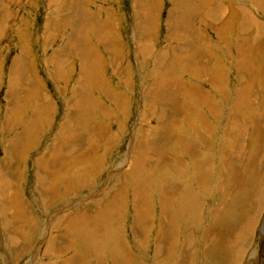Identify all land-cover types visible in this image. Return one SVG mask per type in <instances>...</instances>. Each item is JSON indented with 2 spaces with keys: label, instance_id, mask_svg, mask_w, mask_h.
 Wrapping results in <instances>:
<instances>
[{
  "label": "rangeland",
  "instance_id": "obj_1",
  "mask_svg": "<svg viewBox=\"0 0 264 264\" xmlns=\"http://www.w3.org/2000/svg\"><path fill=\"white\" fill-rule=\"evenodd\" d=\"M209 9L215 13L201 24L203 13ZM182 20L196 36L194 50L200 44L198 32L208 33L210 40L205 48L210 58L205 55V66L208 72L219 75L223 90H214L212 81L196 80V61H182L186 57L181 56L184 52L179 53V45L188 37L182 33L183 28L177 31L175 26ZM79 22L81 28L75 36L71 26ZM42 25L44 31L38 35ZM41 36L42 47L38 46ZM160 57H170L168 67L164 65L167 62L158 63ZM58 62L60 66H56ZM239 75L243 76L242 88ZM183 83L192 94L179 92L178 100L170 102L171 107H178L173 119L166 114L160 117L162 106H169L170 95H158L156 89L162 84L166 89ZM237 96L247 100L242 113L238 112L243 116L239 118V132H231L226 127L228 115L243 102L236 103ZM78 99L83 114L74 117ZM94 100L102 109H92ZM263 114L264 0H0V264H116L110 246L121 243L120 264H264V189L261 210L250 213L254 223L249 224L247 240H243L250 230L247 218H240L236 212L245 214L250 207L247 196L256 193L255 185L264 186ZM202 119L210 123V130L203 128ZM255 123H260V129L252 128ZM208 134L212 141L209 151L196 142L198 136ZM248 142L257 145V149L252 146L254 153H250ZM184 143L194 150L191 153L204 151L203 158L213 162V184H208V191H200L197 179L188 175L189 187L202 201L187 212L180 206L171 210L167 204L170 215L162 217L161 208L169 202L162 197L164 190L172 191L171 201L184 191L177 173L181 158L190 163L189 154L182 152ZM226 144L232 145L228 149L234 152L229 155L233 164L228 174L233 182L229 186L230 180H223L221 194L217 190L219 182L213 181L217 170L225 175L217 165ZM239 146L243 147L241 151L237 150ZM63 147L73 152L62 158L58 154L64 153ZM107 151L115 156L116 166ZM54 153L58 158L53 162ZM243 157L253 163L249 161L248 172L244 168L246 179L250 172L251 178L240 189ZM259 160L261 164H257ZM235 163L242 166L233 168ZM194 165L188 170H194ZM209 166L203 170L208 171ZM254 168L260 175L252 171ZM134 179L142 181L136 196L145 201L142 210L149 212L143 231L133 230ZM228 191L232 198L228 213L217 216ZM108 199L118 203L111 205ZM191 211L193 216L187 217ZM81 212L88 214L90 226L82 223V228H73L68 216ZM168 222L173 234L167 239L163 232ZM224 223L228 224L226 229ZM216 229L219 231L213 237ZM240 229L241 236L232 248L227 239ZM183 239L189 247L184 248ZM167 240L173 241L168 250L171 258H154L166 253ZM216 252H220L217 258ZM180 256L184 259L179 262Z\"/></svg>",
  "mask_w": 264,
  "mask_h": 264
},
{
  "label": "bare ground",
  "instance_id": "obj_2",
  "mask_svg": "<svg viewBox=\"0 0 264 264\" xmlns=\"http://www.w3.org/2000/svg\"><path fill=\"white\" fill-rule=\"evenodd\" d=\"M215 13V10L214 9H209V10H206L204 13H203V18H201V20H200V23L202 24V20L203 21H206V20H204V18L205 19H207V17L208 16H212L213 14ZM233 13V12H232ZM232 13H231V15H229V17H231L232 16ZM181 17V16H180ZM180 21V20H179ZM76 22H78V20H76ZM182 22L184 23V20H182ZM181 22V23H182ZM186 22V21H185ZM175 23V22H174ZM181 23H179L178 21H176V25L175 26H177L179 29L177 30V31H181V29L183 28V34L184 35H186L188 38L189 37H191V39H188L187 38V40H186V42H185V44L184 43H181V45H179V49L181 50L179 53H182V52H184V54L183 55H181L182 57H186V58H182V61H184V62H186V64H189L190 63V61L192 62H195L196 61V65H197V68L199 69V71H198V74L196 75V73H195V75H196V80H205V82L206 83H208V84H210V82L212 83V87L214 88V90L216 89V90H223V89H221V80H220V78H219V75H217V74H215V73H211V71H209L208 72V67L206 68V66H205V55H207L209 58H210V53L206 50V48H205V46L206 45H208V42H209V40H210V38H208V33L207 32H205V31H200L199 32V47L197 46V49L196 50H194V47L197 45V40H196V36L194 35H192V33H193V30L188 26V25H186V23H184L182 26H181ZM80 22L79 23H75L74 25H72L71 26V30H72V33L73 34H75V36H77V34L79 33V31H80ZM207 25H209L210 26V28L211 29H214V27H212L211 25H210V23L208 22L207 23ZM148 28V27H147ZM175 29H176V27H175ZM144 31V30H143ZM148 31V30H147ZM196 32H194V34H195ZM194 37V38H193ZM190 40V41H189ZM184 42V41H183ZM79 43V42H78ZM82 43V42H81ZM184 44V45H183ZM73 45V44H72ZM145 47V46H144ZM75 49H76V47H75ZM144 49V48H143ZM176 50V49H175ZM141 51V50H140ZM186 51V52H185ZM80 52L81 53H85L84 52V49H81L80 50ZM172 52H174V51H172ZM87 53V52H86ZM141 53H142V51H141ZM191 55V56H190ZM161 56H165V58H166V56H167V54L165 53H163V55H161ZM170 58V57H169ZM169 58H167V59H164V58H162V57H160L159 58V61H158V63L159 64H162V63H165V62H167V64H164V65H166V67H168V61H169ZM175 57H172V59H174ZM181 59V58H180ZM19 62V61H18ZM189 62V63H188ZM20 63V62H19ZM18 63V64H19ZM170 63V62H169ZM207 65V64H206ZM57 66H60V64H59V62H58V64H57ZM186 66V65H185ZM59 69H60V67H58ZM188 68H189V66H188ZM23 70V69H22ZM167 70V69H166ZM16 71V70H15ZM21 73H22V71H20ZM12 73V72H11ZM14 75H17V73L15 74V73H13ZM60 74V73H59ZM14 75H12V78H13V76ZM86 75V74H85ZM194 75V76H195ZM240 77H238V84H239V88H242L243 87V85L241 84V82L243 81L242 80V75H239ZM15 77V76H14ZM17 77V76H16ZM10 80V79H9ZM14 80V79H13ZM16 80V79H15ZM173 82V81H172ZM162 87L161 88H157L156 89V92H157V94L159 95V94H162V93H164V96H165V93L166 94H169L170 96L167 98L168 99V104H169V106H162V110H161V113H160V117H163L165 114H166V116L169 118V117H171V119H173V116L175 115V110L178 108L177 107V105H173V107H171L170 106V102L175 98V100H178L177 99V97H179L178 96V93L179 92H189V95H191L192 94V92H191V90H190V88L188 87V86H186V84H176V86H169V87H167L166 89H164L163 88V84L161 85ZM218 86H220V88L218 87ZM80 90V89H79ZM79 90H77V91H79ZM242 91V90H241ZM159 92V93H158ZM201 92L202 93H204V90H201ZM243 92V91H242ZM176 93V94H175ZM220 93V92H219ZM244 93V92H243ZM79 94V93H78ZM185 94L186 93H184V97H185ZM223 94V93H222ZM237 94H241V95H243L240 91H238L237 92ZM83 96H87V95H85V94H82ZM201 95V94H200ZM218 95V94H217ZM74 96H76V95H74ZM80 97V96H79ZM183 97V98H184ZM206 97H207V94H206ZM242 97V96H241ZM241 97L240 96H237V98L235 99L236 100V103L237 102H239L240 100L242 101L243 100V102L238 106V103H237V105H235L234 107H233V109H231V114L230 115H228V118H229V120L227 121V130H228V128L230 127V130H231V132H234V129H235V131H237V132H239V126H240V124H241V121H240V119L239 118H243V116L242 115H240L239 116V114H238V112L239 111H241V113H242V110H243V108H244V106H243V104H244V100H247V98H245V97H242V99H241ZM209 98V97H208ZM263 98V97H262ZM84 100V99H83ZM179 100H180V98H179ZM185 100V99H184ZM263 100V99H262ZM91 101H92V99H91ZM174 101V100H173ZM172 101V102H173ZM81 101H80V99H78V102H77V105H75V109L73 110L74 111V117H76L77 115L76 114H79V116L81 115V114H83L82 113V111L81 110H83V107H80L81 105L79 104ZM85 102H90V101H88V99H85ZM179 103V102H178ZM184 102H182V104H183ZM235 103V104H236ZM88 104V103H87ZM92 106H93V108L92 109H102V107L99 105V103H96V100H94V102H93V104H92ZM183 106L185 107V104H183ZM91 107V106H90ZM171 108H174V111H172L171 110ZM72 111V110H71ZM103 112H105V111H103ZM71 115H73V114H71ZM73 117V118H74ZM78 117V116H77ZM234 117H237V119H236V121L234 120ZM261 117H263V119H262V121L264 122V114H263V116H261ZM75 120H77V119H75ZM256 124V123H255ZM262 124V123H261ZM264 124V123H263ZM257 125V126H256ZM256 125H254L252 128L253 129H255V127H257V130H258V127H259V129H260V123L259 124H256ZM202 126H203V128H205V129H207V130H210V123H207L206 122V120H204V119H202ZM229 126V127H228ZM248 126V125H247ZM202 130V129H201ZM226 130V128H225V132L227 131ZM90 131V130H89ZM260 131V130H259ZM263 132V131H262ZM227 133H230V132H227ZM243 133V132H242ZM259 133V132H258ZM207 134V133H206ZM244 134V133H243ZM261 134V133H260ZM68 135V132L67 133H65V136H67ZM230 135H232V133H230ZM70 136V135H69ZM160 136H162V134L160 135ZM166 136V135H165ZM260 136V135H259ZM211 136L208 134V136L207 137H200V136H198V138H197V140H196V142L197 143H199V147H202V145L205 147V149L207 150V151H209V148L210 147H212V141L210 140V139H208V138H210ZM73 138V137H72ZM256 138H258V137H256ZM255 138V140H257ZM260 138V137H259ZM252 139V138H251ZM254 139V138H253ZM262 139V138H261ZM68 140H70V139H68ZM149 141V140H148ZM60 142V141H59ZM58 142V143H59ZM235 142H236V140H235ZM234 142V143H235ZM62 143H63V141H62ZM66 143V142H65ZM74 143H75V141H74ZM238 143V142H237ZM260 143V142H259ZM61 144V143H60ZM168 144V143H167ZM258 144V143H257ZM260 144H263V143H260ZM194 145V144H193ZM195 145H196V143H195ZM264 145V144H263ZM255 148V149H257V145H255L254 143H251V142H248V149H249V151H250V153H254V149H253V147ZM189 145H187L186 143H184L183 145H182V152L184 153L185 152V150H186V152L189 154V161H190V163H187L186 162V160H184L183 158H181V160H183L182 162H181V160H180V163H181V168H179V170H178V174L182 177V179H181V181L183 182V185H185V186H183L184 187V191H179V189H177V193H178V191L180 192V194L177 196V198H175L174 199V201H171V194H169V193H171V192H169V193H165L166 192V190H164L165 192H163L164 194H162V197H164L163 199L167 202V200H169V202H167V203H165L164 201V204H163V206H165L166 207V205L167 204H169V206H172L171 207V210H173L174 208V206H177V207H179L180 206V209H183V211H186L187 212V210H188V208L189 207H195V204H197V205H199L200 204V202L202 201L201 199H200V197H199V195H197L195 192H194V190H193V188H191V186L189 187V184H188V180H187V176L189 175L190 176V179L192 178H195V179H197V183H196V185H197V188L200 190V191H202V188H204L205 190H207L208 191V188H207V186L208 187H210L208 184H210V182L212 181V179H211V173L210 172H212V165H213V162H211V161H207L208 159H204L203 158V152H201L200 151V154L199 155H196V154H194V152L193 153H191V151H194V150H192V149H189ZM194 147H196V146H194ZM64 148V147H63ZM193 148V147H192ZM197 148V147H196ZM208 148V149H207ZM228 148H233L232 147V145H230V144H226L225 146H223V148H222V156L221 157H219L218 158V165H217V167L219 168H221L222 170H224L225 171V175H223L221 172H219L218 170H217V174H215V175H217L215 178H216V180L215 181H213V182H215L214 184H216L217 182H219L218 184H217V190L218 189H220V193L221 194H223V192H221V190L223 189V180H225L226 178V180H227V183L229 182V180H230V185L229 186H231L232 185V182H233V179H231L232 178V176H230L231 178L229 179V172L230 171H232L231 170V164H233L232 162H231V160L229 159V155L231 154V153H234V152H232V151H230ZM243 147H238V149L237 150H239V151H241V149H242ZM258 148H260V147H258ZM67 149V148H66ZM65 148H64V150H63V154H58L59 156H62V158L65 156V155H70L72 152H73V149H71V148H69L68 150H66ZM198 149V148H197ZM248 149H247V151H248ZM199 150V149H198ZM197 151V150H196ZM236 151V150H235ZM243 151V150H242ZM256 151V150H255ZM66 152V153H65ZM258 152V151H257ZM262 152H264V151H262ZM261 152V153H262ZM240 153V152H239ZM242 153V152H241ZM250 153L249 152H247V156H249L250 155ZM192 154V155H191ZM236 154V153H235ZM237 154H238V152H237ZM245 154V153H244ZM260 154V153H259ZM58 155H56L55 153L53 154V162H54V159H57L58 158ZM243 155V154H242ZM257 155H258V153H257ZM257 155H256V157H257ZM261 155V154H260ZM83 156H85V153H83ZM236 156V155H235ZM262 156V155H261ZM237 157V156H236ZM250 157H251V155H250ZM254 157V156H253ZM253 157H252V159H253ZM260 157V156H259ZM196 158V159H195ZM262 158H263V156H262ZM198 159V160H197ZM245 159V160H244ZM255 159V158H254ZM42 160V159H41ZM157 160V159H156ZM242 160H244V164H242V162L240 163V164H242V165H238L237 163H235L234 165H233V168L235 167V165L237 164V166H238V168H240L241 166V171L240 172H242V178H243V182H242V185H240L239 186V184L237 183V181L235 180V182L237 183V185L239 186V188L241 189L244 185H246V183L249 181L248 180V178L250 177V175H251V172H250V175H248L247 174V179H246V174L244 175L243 173V171H245L244 170V168L246 169V171L248 172L249 171V161H252V160H249L248 161V158L247 157H243V159ZM258 160V159H257ZM263 160V159H262ZM40 161V160H39ZM44 161H45V159H44ZM44 161L42 160L41 162H43L42 163V165L43 164H45L44 163ZM256 161V160H255ZM260 161V160H259ZM258 161V162H259ZM170 162V161H169ZM138 163V162H137ZM139 163H140V161H139ZM138 163V164H139ZM142 163V162H141ZM195 163V165H194V170H188V167L191 165H193ZM208 163H210V166H209V164ZM252 163H253V161H252ZM262 163V161H260L259 163H257V164H261ZM57 164V163H56ZM61 164V163H60ZM63 164V163H62ZM61 164V165H62ZM251 164V163H250ZM264 164V163H263ZM46 165V164H45ZM54 165H55V163H54ZM256 165V164H255ZM47 166V165H46ZM58 166V165H57ZM190 166V167H191ZM209 166V170L208 171H204L203 170V168H207ZM55 167H56V165H55ZM258 167H260V166H258ZM258 167H256V168H258ZM47 168V167H46ZM251 168V167H250ZM50 169V168H49ZM187 169V172L185 171ZM239 169V170H240ZM248 169V170H247ZM50 171V170H49ZM53 171H54V169H53ZM236 171V170H235ZM252 171H254V173L256 172V169L254 168ZM258 171H260V170H258ZM44 172H47V173H49L48 171H44ZM43 172V173H44ZM4 173V172H3ZM237 173V172H236ZM239 173V172H238ZM257 173H259V172H257ZM257 173H255V174H257ZM142 174V173H141ZM193 174H195L194 175V177H193ZM235 175H237V174H235ZM259 175H260V173H259ZM139 176V174L136 176V177H138ZM143 176V175H142ZM37 177H38V175H37ZM46 177V176H45ZM208 177H209V179H208ZM174 178V177H173ZM213 178V177H212ZM215 178H213V179H215ZM251 178V177H250ZM255 181L257 180V178L256 177H252ZM48 179V178H47ZM46 180V179H45ZM134 181H135V185H134V196H133V207H134V215L136 216V218H135V222H134V226H135V229H133L134 231L136 230V231H143V227H144V224L147 222V216H149L148 215V213L149 212H145L144 210H142L143 208V205L145 204V201L143 202V200L142 201H140V198L141 197H137L136 196V192H138V189H137V187H138V185L140 186L141 184H142V181L140 180H137V179H134ZM46 182V181H45ZM195 182V181H194ZM259 182H257V184H258ZM263 183H264V179H263ZM211 184H213V183H211ZM210 184V185H211ZM235 184V183H234ZM218 185H219V187H218ZM255 185V184H254ZM259 185V184H258ZM115 186H116V184H115ZM242 186V187H241ZM256 186V193H252V195H251V197L248 195H246L247 196V199H246V202H247V205H249L250 207H249V209H246L245 210V214H242V213H240V212H238L237 210H236V212H237V215L240 217V218H247V228L248 229H250L249 231H248V233H247V235H245L243 238V240H247V238H248V235H249V233H250V231H251V228H250V225L249 224H252V223H254L253 222V220H250V213L251 212H253V213H255L256 214V212H258L259 211V209H260V207H261V205H262V200H261V194H263V189H264V186L263 187H261V188H257V185H255ZM254 186V187H255ZM114 187V186H113ZM141 187V186H140ZM215 187V186H214ZM253 187V186H252ZM166 187H164V189H165ZM169 188V187H168ZM172 188V187H171ZM192 190H191V189ZM113 189V188H112ZM139 189H141V188H139ZM231 189V188H230ZM236 189V188H235ZM174 190H175V188H174ZM205 190H203V191H205ZM231 190H234V189H231ZM230 190V191H231ZM246 190V189H245ZM2 191V190H1ZM176 191V190H175ZM207 191H205L204 193H206ZM230 191H228V194L227 195H225L226 196V200H225V203L223 204V206H221V208H220V210H219V212H218V214H217V216H220V215H222L223 214V216L225 215V213L227 212L228 213V210H229V205L232 203V198L229 196L230 195ZM3 192V191H2ZM50 192H53V190H51ZM176 193V194H177ZM203 193V192H202ZM232 193H235V192H233L232 191ZM244 193H246V192H244ZM191 194H194V195H191ZM226 194V193H225ZM248 194V193H247ZM114 196H115V194H113ZM245 195V194H244ZM233 197V196H232ZM263 199V198H262ZM111 199H108V201H110ZM175 200H177V201H175ZM227 201H229V202H227ZM251 201V202H250ZM111 205H115V202L116 201H114V200H111ZM116 203H118V202H116ZM186 204L185 206H186V209L183 207V204ZM239 204V203H238ZM193 207V209H195ZM199 207V206H198ZM16 208V207H15ZM170 208V207H169ZM176 208V207H175ZM248 208V207H247ZM161 210H162V212H163V214H164V216H162V217H166V216H168V215H170V214H168L167 213V207L166 208H161ZM170 210V209H169ZM171 210H170V213H172L171 212ZM217 210V209H216ZM261 210V209H260ZM146 211H147V208H146ZM182 211V212H183ZM197 211V210H196ZM201 211V210H200ZM143 212H145V213H143ZM185 212V213H186ZM215 212V211H214ZM175 213V212H174ZM173 213V214H174ZM184 213V212H183ZM212 213V212H211ZM216 214V213H215ZM88 214L87 213H83V212H81V213H76V214H73V216H68V219H67V221L70 223H73L74 225H75V227H73V228H82L80 225L83 223L84 224V227L85 226H90L89 224H88V221L86 220L87 219V216ZM175 215V214H174ZM173 215V216H174ZM191 215V216H190ZM197 215H198V212H197ZM228 215V214H227ZM254 215V214H253ZM172 216V215H171ZM180 216V215H179ZM187 216V215H186ZM190 216V218L193 216V212L191 211L190 212V214H188V216L187 217H189ZM227 217V216H226ZM259 217V216H258ZM221 218V217H220ZM224 218V217H223ZM244 218V219H245ZM168 219V218H167ZM225 219V218H224ZM169 220V219H168ZM219 220V219H218ZM223 220V219H222ZM221 219H220V224H222L221 223V221H222ZM228 220L229 219H226V221L228 222ZM217 221V220H216ZM254 221H255V219H254ZM171 222V221H170ZM223 222V221H222ZM219 223V222H218ZM236 223V222H235ZM234 223V224H235ZM71 225V224H70ZM168 226H167V228H166V230L163 232L164 234H163V238L166 236V238H167V235H172L173 233V231L171 232V229H173V228H171L170 227V225H171V223L169 224V222H168V224H167ZM224 225V229H226L227 228V226H228V224H226V223H224L223 224ZM231 225V224H230ZM240 225H241V223H240ZM140 226H142V228H139ZM161 226H163V225H161ZM214 226H216V225H214ZM70 227V226H69ZM146 227V226H145ZM144 227V228H145ZM217 227V226H216ZM215 227V228H216ZM71 228V227H70ZM73 228H71V230H72V233L73 232H75V231H73L74 229ZM161 228V227H160ZM163 228V227H162ZM232 228V227H231ZM145 229H147V228H145ZM164 229H165V227H164ZM218 229H216L214 232H213V237L217 234L216 233V231H217ZM219 231V230H218ZM85 232V231H84ZM162 232V231H161ZM224 232V231H223ZM187 233V232H186ZM186 233H185V235H186ZM216 233V234H215ZM219 233V232H218ZM225 233V232H224ZM234 233V232H233ZM241 233H242V230L240 229L236 234H235V236L233 237V238H230V239H227V242H228V245L230 246V247H232V248H234L235 247V245H236V242L238 241V239L240 238V236H241ZM252 233V232H251ZM146 234L147 233H144L143 235H145V238H146ZM190 234V233H189ZM158 235H159V232H158ZM156 236V237H154V240H156V238H158L159 236ZM162 236V235H161ZM221 236V235H220ZM135 237V236H134ZM172 237V236H171ZM216 237H218V235L216 236ZM215 237V238H216ZM120 238V237H119ZM166 238H165V240H166ZM113 239V238H112ZM116 239H118V238H116ZM168 239V238H167ZM190 239V238H189ZM211 239H213L214 240V238H211ZM164 240V239H163ZM164 240V241H165ZM172 240V239H171ZM191 240V239H190ZM242 240V241H243ZM118 242V241H116V240H113V242ZM119 241H121L120 239H119ZM168 241V240H167ZM186 241H187V239L186 240H184L183 239V241H182V244H183V246L184 245H186V246H188V243H186ZM193 241V240H192ZM242 241L240 242V245L239 246H241V243H242ZM188 242H191V241H188ZM214 242H216L215 240L213 241V243ZM262 242H264V240L262 241ZM110 243V242H109ZM217 243V242H216ZM112 244V243H111ZM157 244H160V243H157ZM156 244V245H157ZM211 244V243H210ZM155 245V246H156ZM164 245V244H163ZM160 247H161V249H162V246L161 245H159ZM186 246H184V248H186ZM213 246V245H212ZM112 247V249L110 250V252L114 255V258H115V262H116V264H120V262H119V259L118 258H120L121 257V254L123 253V246H122V243H121V245L119 246V245H116V244H113V245H111L110 246V248ZM171 247H173V241H168L167 243H166V245H165V248H166V253H163L162 252V254L160 253H158L157 254V257H154V258H157V259H159V260H162V259H164V257L165 256H168V258L167 259H170L171 258V254H172V252H168V250H171ZM189 247V246H188ZM206 247H208V246H206ZM210 247V246H209ZM208 247V249H211V248H209ZM214 247V246H213ZM154 248V247H153ZM157 248H159V247H157ZM157 248L155 247V249L157 250ZM191 248V247H190ZM158 250H160V249H158ZM190 250H192V249H190ZM193 251V250H192ZM210 251V250H209ZM209 251L207 252V255H208V253H209ZM221 251H223V250H221ZM109 252V253H110ZM158 252V251H157ZM181 252H184V251H181ZM186 252V251H185ZM185 252H184V254H185ZM188 252H190L189 251V249H188ZM194 252V251H193ZM238 252V251H237ZM110 253V254H111ZM217 253V255H216V258H217V256H218V254L220 253H218V252H216ZM194 254V253H193ZM192 254V255H193ZM210 254H212V253H210ZM226 254V253H225ZM221 255H223L222 253H221ZM220 255V256H221ZM236 255V254H235ZM262 255H264V253L262 254ZM123 256V255H122ZM187 256V255H186ZM205 256H206V254H205ZM210 256V255H209ZM208 256V257H209ZM214 257H215V253H214V255H213ZM226 256V255H225ZM238 256V255H237ZM236 256V257H237ZM76 257V256H75ZM117 257V258H116ZM124 257V256H123ZM170 257V258H169ZM194 257V256H193ZM212 257V256H211ZM228 257V256H227ZM239 257V256H238ZM166 258V257H165ZM172 258H173V256H172ZM222 259H223V257H221ZM264 258V257H263ZM184 259V257H182V256H180V258H179V262L181 261V260H183ZM214 259V258H213ZM213 259H211L210 261H212ZM72 260V259H71ZM209 260V259H208ZM208 260H206V262L208 261ZM216 260V259H215ZM227 260V259H226ZM261 261H262V263L264 262V259H261ZM69 262H71L70 260H69ZM215 262V261H214ZM214 262L212 263V264H214ZM227 262V261H226ZM255 262H257V261H252V262H250V264L251 263H255ZM260 262V261H259ZM215 263H217V262H215ZM178 264V263H177ZM207 264H209V263H207ZM221 264H223V263H221Z\"/></svg>",
  "mask_w": 264,
  "mask_h": 264
},
{
  "label": "crops",
  "instance_id": "obj_3",
  "mask_svg": "<svg viewBox=\"0 0 264 264\" xmlns=\"http://www.w3.org/2000/svg\"><path fill=\"white\" fill-rule=\"evenodd\" d=\"M141 13L143 14L144 12L142 11ZM144 14H145V13H144ZM144 14H143V15H144ZM56 66H57V64H56ZM88 144H90V143H88ZM6 145H7V144H6ZM6 145H5V146H6ZM99 151H100V149H98V151H97V152H99ZM108 157H109V155H108ZM38 180H40V179H39V178H37V181H38ZM38 186H39V185H38Z\"/></svg>",
  "mask_w": 264,
  "mask_h": 264
}]
</instances>
